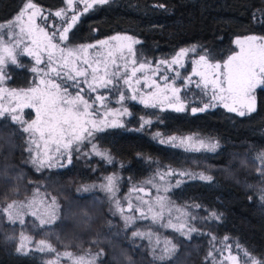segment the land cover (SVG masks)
Instances as JSON below:
<instances>
[{"label": "snow or ice", "instance_id": "6c2138e0", "mask_svg": "<svg viewBox=\"0 0 264 264\" xmlns=\"http://www.w3.org/2000/svg\"><path fill=\"white\" fill-rule=\"evenodd\" d=\"M81 3L82 10L79 9ZM107 3L109 0H67L68 7H76L70 16L67 15V8L55 12L56 17H62V24L51 33L46 30L47 25L41 26L36 22L37 17L41 21L47 18L40 14L32 0L24 3L8 25L0 23V29H3L0 31V84L9 78L7 67L19 66L21 56L34 59L35 66L31 71L39 77V83L26 90H7V96L13 100L10 107L0 104V118L18 126L17 130L26 134L25 151L28 157L24 163L31 164L35 171L63 169L73 164L74 157L78 159L82 156L89 159L99 157L106 165H115L117 161L111 152L97 143L103 139L99 134L108 129L142 132L154 124L146 116L156 114L146 113L139 117V127L127 128V122L122 118L134 117V113L129 110L130 102L141 104L144 109L159 108L164 111L167 107L175 112H184L187 93L191 91L193 96L201 97L202 104L191 107L193 114L221 105L228 112L241 117L256 111V90L264 88V36L237 39L235 43L239 51L229 55L222 64L210 62L207 53L199 55L198 60L192 61L196 66L192 68L191 75H182L179 69L184 68L182 61L189 52L196 51L195 47L181 48L171 59H161L155 65L136 59L133 45L140 41L131 36L115 35L107 40H99L96 44L69 47L66 43L69 32L80 17ZM90 49H95L91 58ZM192 76L199 79L193 81ZM178 80L182 87L177 86ZM121 82L126 87H121ZM182 91L185 92L184 97H181ZM0 93H5V89L0 88ZM113 95L119 107L112 106ZM24 109H33L35 118L30 121L24 119ZM152 139L161 145L184 147L186 151L193 152H216L220 147L211 138H178L165 136L159 131L152 134ZM85 148L88 150L84 151ZM255 159L259 161L257 172L264 180V152L257 153ZM241 163L246 165L244 161ZM120 167L123 168L124 164L120 163ZM171 177L213 181L211 175L203 172H177L170 167L161 170L158 166L152 176L133 184L127 195L120 194L122 177L119 172L101 176V183L84 185L78 191L98 189L103 192L109 204V214L122 221L121 231L131 233L130 242L135 245L138 239L146 240L154 264H169L177 252V246L162 237L156 231L157 228L170 229L180 237L191 239L194 233L204 235L193 221L222 219V214L215 211L206 217H197L190 209L200 208L199 204L176 207L168 193L184 181ZM0 180L11 183L7 168H0ZM146 186L153 189L154 195L146 191ZM16 194L19 195L18 192ZM259 199L264 202V189L260 190ZM81 215L82 222L90 224L93 217L87 212ZM26 217H32L34 228L51 231L52 226L61 219L57 198L47 193L41 196L37 185L31 198L12 200L6 204L0 202V219L6 218L10 224H19L23 228ZM141 221H149L147 228L138 226ZM108 226L112 227L111 221H108ZM212 239L215 240V237ZM228 241L226 236L221 241L224 246L219 250L213 246L208 253L211 264H217L218 254L225 251L231 253L232 245ZM92 243L97 245L99 242ZM26 245L32 247L26 251ZM236 250L242 254L243 264H264V261H257L238 245ZM16 251L22 255L31 251L53 253L55 259L48 264H60L61 260H67L69 264H105L103 249L95 253L85 251L82 255H74L69 251L60 253L48 240L33 242L23 232ZM113 259L115 264H121V258ZM228 260L235 264L237 257L229 254ZM128 264H131L130 260ZM220 264L225 262L220 261Z\"/></svg>", "mask_w": 264, "mask_h": 264}, {"label": "trees", "instance_id": "16d2710c", "mask_svg": "<svg viewBox=\"0 0 264 264\" xmlns=\"http://www.w3.org/2000/svg\"><path fill=\"white\" fill-rule=\"evenodd\" d=\"M32 1L44 9H57L64 3V0ZM26 2L0 0V23L16 16ZM116 33L138 38L139 52L150 58L167 57L182 47L196 44L207 49L211 58L220 60L234 51L236 37L264 36V0H110L80 19L70 33V42L89 43ZM11 73L12 85L27 84L26 69L12 68ZM257 97L256 111L244 117L222 108L195 114L160 112L159 126L165 133L198 132L219 139L222 146L213 153L186 152L161 145L143 132L123 129L99 134L103 137L99 142L125 161L126 174L135 179L149 173V159L210 173L212 182L187 181L172 191V199L199 204L206 212L222 214L218 229L251 254L264 257V204L252 197V188L262 180L255 157L264 152V88L258 89ZM132 110L136 116L142 112L137 105ZM17 127L0 121V168H7L11 176V183L0 180V201L29 195L32 189L33 172L17 160L22 150V132ZM44 179L45 188L60 199L61 219L49 232L28 223L27 232L50 240L58 248H101L106 252L105 264H115L113 257L121 258V264H128L129 260L131 264H154L145 242L136 240L133 245L131 233L121 231L122 226L116 221L109 228L111 217L102 193H78L79 184L92 180L85 164L75 160ZM84 212L93 217L90 224L82 222ZM19 232V226H9L0 219V264H46L38 254L17 253ZM92 241L99 243L93 245ZM178 243L179 250L169 264H199L201 242L179 239Z\"/></svg>", "mask_w": 264, "mask_h": 264}, {"label": "rangeland", "instance_id": "374dc122", "mask_svg": "<svg viewBox=\"0 0 264 264\" xmlns=\"http://www.w3.org/2000/svg\"><path fill=\"white\" fill-rule=\"evenodd\" d=\"M33 3H35V2H33ZM35 4L37 5V8L39 9L40 14L47 18L45 21H41L39 19V17H37V21L36 22L38 24H41V26L47 25L46 30L49 33H51L54 30V28L59 29L61 27V24H62V17L61 18H58V17H56L54 15L56 11H58V10H60L62 8H67V15L70 16L72 14L74 8L76 7L75 5H73V7H68L67 6V0H64L63 5L60 8H57V9H44L43 7H41L40 5H38L37 3H35ZM82 8H83V4L81 3L79 5V9L82 10ZM26 15H27V13H26ZM83 16H81L80 19ZM14 18H15V16L12 19L8 20V21L2 22V24L8 25L11 21H13ZM80 19H79V21H80ZM0 31H3V29H0ZM71 31L69 32V40L66 42L69 47H77L78 48L80 45L96 44L97 41H99V40H107L110 37L115 36V35L131 36L135 40L140 41L138 38H136V37H134V36H132L130 34H126V33H116V34L107 36L105 38L99 39V40L94 41V42L83 43V44H72L70 42V33H71ZM248 36H252V35L240 36V37H236L234 39V51L231 54H233L236 51H239V48L236 45L235 41L237 39L243 40L244 38H246ZM256 36H259V35H256ZM112 43H115V42H112ZM138 45H139V43L133 45V49H134V51L136 53V59L138 61H148V62L152 63L153 65H155L161 59H164V58L171 59L181 49L180 48L179 50H177L176 52H174L173 54H171V55H169L167 57H163V58H150V57H147L144 54H141L139 52ZM192 47H195L196 51L195 52H189L188 55L182 61L184 63V65H185L184 68L179 69V71L181 72L182 75H191L192 68L196 66V65H194L192 63V61L193 60H198L199 59V55H203V54L207 53L208 54V59H209L210 62H212V63L220 62L221 64L223 63L224 60L227 59V57L229 55H231V54H229L224 59L214 60L213 58H211V55L209 54L208 50L205 49L202 46H199V45H196V44H192V45H188V46H185V47H182V48H192ZM104 51H106V49ZM89 53H90V57L89 58H91V56L95 54V49H90L89 50ZM125 55H127V52L126 51H125ZM34 66H35V63H34V59L32 57L21 56L20 57V64H19V66H9V67H7L6 71H7V74H8V77L9 78L6 79L2 84H0V88H4L5 89V93H0V97H2V99H0V104H3L4 107H10L12 105L13 100L7 96V94H6L7 93V90H10V89H17V90L24 89V90H26L29 87L35 86L36 83H39V77L37 76V74H35V73H33L31 71V68L34 67ZM40 67H43V65H41ZM12 68L26 69L28 71L29 79H28V82H27L26 85H24V86H14V85L11 84V79H12V73H11V71H12ZM129 68H131V64L130 63H129ZM192 79H193V81H195V80H198L199 77L192 76ZM177 86L182 87L181 81H179V80L177 81ZM121 87H126V86H124L123 83L121 82ZM134 87H138V86L134 85ZM258 89L256 90V93H255V95H256V108H257V103H258V97H257V91H258ZM144 91H149V90L148 89H144ZM193 91L198 92V90H195V89H193ZM184 95H185V92L182 91L181 92V97H184ZM187 96H188V98H187V100H185L186 110L184 112H188L190 114H193L191 112V107H193V106H202V104H201V97L199 95L193 96V93L191 91L187 93ZM111 99H112V102H113L112 106L119 107V105H116L115 104V99H116L115 95H113L111 97ZM134 105L139 106L140 107V110L142 112L140 113L139 116L134 115V117H123L122 118L123 120H125L127 122L126 123V127L127 128L135 129V128L139 127L138 120H139V117L140 116H144V115H146V113H149V114L150 113H155L156 115H147L146 116V118L152 119L154 121L153 126L150 127V128H146L144 131H142L144 134L148 135L150 138H152V134L153 133L159 131V132L165 134V136H176L178 138H183V137H193V138H202V139H209V138H211L214 142H218L219 145H220V147L222 146L221 141L219 139H217L216 137L210 136V135H202V134H200L198 132H189V133H165V131H163L160 128V126H159L160 125V122L157 121V116H159V114L161 112L159 108H157V109H144L143 105L138 104L136 102H130L128 104V106H129V110L132 111V112H133L132 107ZM217 108H222L225 111H227V109H225L222 105L221 106H217L215 108H210L209 110H213V109H217ZM164 111H173V110L165 107V110ZM197 113H199V112H197ZM234 114H236V113H234ZM34 118H35V112H34L33 109H24V119H27V120L30 121V120H32ZM2 119L3 118H0V121ZM108 130H111V129H108ZM25 140H26V134H22V137H21L22 150H21V153L17 156V160L20 162V164L28 167L33 172L34 178L32 180L31 193L29 195L22 196L20 198L19 197H15L14 199L6 200V201H0V202L6 204V203L11 202L12 200H25V199L31 198L32 197V194H33V191L36 189V186L39 185V190H40V195L41 196H44L47 193V194H50L51 196H55L57 198L58 203H59V206H60V215H61V202H60V199L54 193L48 191L45 188L47 182L44 179V176L48 175L50 172H53V171H55L57 169H51V170H47L46 169L43 172H37V171L34 170V168L32 167L31 164L24 163V161L28 157V153L25 151ZM97 143L102 148H106V147H104L99 142V140L97 141ZM174 148H177V149L186 151L184 147H174ZM219 148L217 150H219ZM87 150H88L87 148L84 149V151H87ZM186 152H192L194 154H197V153H205L204 151H201V152L186 151ZM208 153H213V152H208ZM111 154H112V152H111ZM112 156L117 161V163L115 165H106L103 161H101L99 159V157H93L91 159H89L87 157H83V156L81 158H78V159L74 157L73 161H75V160L81 161L83 164H85V167L89 170V172L92 175V180L89 181V182H87V183H81V184H79L77 186V191H78V189H80L84 185H92V184H99V183H101V181H100V177L101 176L110 175L113 172H119L120 176L122 177V183H121V187H120V194H121V196L127 195L129 193L130 189L132 188L133 184H138L141 181H143V180L147 179L148 177L152 176L156 172L158 166L161 168V170H163L164 168H169L170 167L171 169H174L177 172H179L181 170H186L188 172H194V173L203 172L206 175H210V173H208L207 171H204L202 169H196V168H193V167H190V166L178 167V166H172V165H162V164H159L158 162H156L154 159H149L148 160L149 166H150L149 173L147 175L143 176V177H140L139 179H135L131 175L126 174V172L124 170L125 169V166H126L125 161L119 159L114 154H112ZM234 161H235V159H234ZM120 163H123L124 164V167L123 168L120 167ZM93 169H95V171H93ZM170 179H173V180H175V179H183L184 182L181 183L180 186L183 185L185 182L192 180V179H188L187 177H183V178H181V177H171ZM175 188H178V187H173L172 190L168 193V195L171 198V200L174 202V205L176 207H182L184 205H194V203H182V202H176V201H174L172 199V195L171 194H172V191ZM261 189H264V180H261V183H260L259 186H257V187L255 186L254 188H252V197L255 198V200H258L259 202H261L262 204H264V202H262L259 199V194H260V190ZM93 191H98V192L102 193L105 196V194L103 192L99 191L98 189H95ZM146 191L147 192H150V193H153V195H154L153 189H151V187L146 186ZM78 193H87V192H79L78 191ZM134 195L135 194H133V196ZM190 210H191V212L193 214H195L197 217H200V218L206 217L210 213V212H206L207 210H205L202 207H200V208H191ZM108 212H109V204H108ZM110 217H111V220L110 221L112 222V224L116 221L117 223H119L123 227L122 221L118 217H112L111 215H110ZM3 220L9 226H15V225H17V226L20 227V232L18 234L17 247L20 245L21 232H23V234L25 236L30 237L33 242L39 241L41 239H46V238L36 237L35 235L30 234L29 232L26 231V226L28 225V223H29V225H32V217H26L25 218L26 224H25V226L23 228L19 224H10L7 221L6 218H3ZM218 222L219 221H211V220H205V219H197V220L193 221L192 223L195 225V227L198 229V231L201 232V233H204V235H197V234L194 233L192 235V238L191 239H187V238H184V237H180L177 233L172 232L170 229L157 228L156 231L162 237H165L168 240H171L177 246V251L179 250V243H178L179 242V239H185V240H188V241H192V240L195 239V240L201 242V245L203 246V249H202V255H201L199 264H211V258L208 257V253L210 251H212L213 246L217 250L221 249L224 246L221 243V241H223L224 238L227 236V235L223 234L218 229V225H219ZM148 224H149V221H141V222H139L138 226L139 227H142V228H147ZM212 237H215V240H213ZM227 237L229 238L228 243L230 245H232L231 253H229L228 251H225L223 254H218L217 264H220V261H224L225 264H233L232 261L228 260L229 254L234 255V256L237 257V261L235 262V264H243L242 254H240V253L237 252L236 247L238 245L239 247H241V248H243L245 250H247V249L245 247H243L236 239L231 238L229 236H227ZM46 240H48V239H46ZM139 241H141V240H139ZM48 242L52 244V246L57 250V252L63 253L65 251H69V252H72L74 255H82L85 251H91V252L95 253V252H97V251H99L101 249V248H97V247H94V246H92V247H86V248H84L82 250H74V249H69V248H58L50 240H48ZM143 242H145L147 244L148 251H149L150 256L152 258V255H151V252H150V249H149V246H148V242L146 240L143 241ZM30 247H32V246L31 245H26L25 250L27 251L28 248H30ZM247 252L251 256L255 257L257 261H264V257H257L255 255L251 254L248 250H247ZM29 253L38 254L39 257H41L42 261L44 263H46V264H48L49 261L55 259V255L53 253H49V252L31 251ZM104 253H105V257H106V252L104 251ZM105 257H104V259H105ZM60 264H69V262L67 260H61L60 261Z\"/></svg>", "mask_w": 264, "mask_h": 264}]
</instances>
